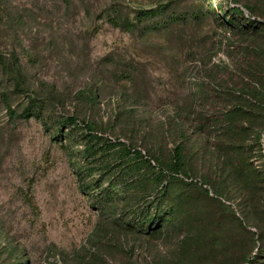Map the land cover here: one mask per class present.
I'll use <instances>...</instances> for the list:
<instances>
[{
	"label": "rangeland",
	"instance_id": "374dc122",
	"mask_svg": "<svg viewBox=\"0 0 264 264\" xmlns=\"http://www.w3.org/2000/svg\"><path fill=\"white\" fill-rule=\"evenodd\" d=\"M226 1L0 0V264H238L245 234L234 217L264 232V179L255 174L250 192L232 181L208 120L231 107L229 72L248 48L264 50V36L194 18ZM237 1L264 21V0ZM158 5L167 10L151 21L173 18L167 28L127 31L106 18L134 22ZM31 103L39 116L23 117ZM68 116L144 153L168 157L186 143L189 178L169 186L175 215L160 233L126 227L133 203L101 207L83 194L72 166L81 143L58 125ZM259 120L244 122L258 169Z\"/></svg>",
	"mask_w": 264,
	"mask_h": 264
},
{
	"label": "trees",
	"instance_id": "16d2710c",
	"mask_svg": "<svg viewBox=\"0 0 264 264\" xmlns=\"http://www.w3.org/2000/svg\"><path fill=\"white\" fill-rule=\"evenodd\" d=\"M238 4L237 0H228L224 6L219 4L214 8L208 6L194 18L202 19L208 14L210 21L221 27L264 36V21L252 16L254 13L252 8ZM166 10V5L138 10L135 12L134 22L119 19L115 10L112 17L107 15L106 18L111 25L127 31L140 25L152 31L167 28L174 21L169 17L161 19ZM243 12L247 13L246 17L243 16ZM157 16L161 18L152 22L151 20ZM263 61L264 50L248 48L244 51L243 56L238 58L235 64V70L229 72L228 81L231 85L224 92V97L231 101V107L208 120L209 126L217 130V134L229 149L232 181L243 186L248 192L254 188L255 174L264 179V156L261 155V150L264 152V137L263 147L259 139H256L262 164L260 169L251 164V151L244 147L247 127H252L245 126L244 122L255 123L260 119L264 131V70L260 72L255 69V66ZM30 106L32 108L24 110L23 117H38L40 104L31 103ZM58 125L70 131L66 133L70 134L66 138L68 142L72 140L71 136L76 135V141L81 143L80 150L73 152L79 159L74 160L72 166L83 194L89 195L90 199L100 203L101 207L114 205L117 200L125 203L124 206L133 203L129 206L131 214L124 223L127 228L140 234L160 233V221L163 218L169 220L174 218L175 210L166 203L165 196L170 185L185 183L189 178L186 173L188 149L185 142L177 144L168 157H163L157 152L144 153L117 140L113 142L102 140L90 125L78 121L73 116L63 118ZM190 185L205 197L212 193L210 189H205L203 185H197L195 182ZM151 192L153 197H150ZM217 202L223 206L222 198ZM234 220L245 234L243 245L245 248L238 252L236 263L264 264L260 262V257L264 259V232L250 231L239 219L234 217ZM257 243L258 246L255 245Z\"/></svg>",
	"mask_w": 264,
	"mask_h": 264
}]
</instances>
